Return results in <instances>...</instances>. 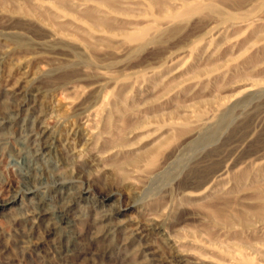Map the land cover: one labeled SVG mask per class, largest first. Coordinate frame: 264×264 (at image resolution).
<instances>
[{
    "label": "rangeland",
    "instance_id": "obj_1",
    "mask_svg": "<svg viewBox=\"0 0 264 264\" xmlns=\"http://www.w3.org/2000/svg\"><path fill=\"white\" fill-rule=\"evenodd\" d=\"M0 264H264V0H0Z\"/></svg>",
    "mask_w": 264,
    "mask_h": 264
},
{
    "label": "bare ground",
    "instance_id": "obj_2",
    "mask_svg": "<svg viewBox=\"0 0 264 264\" xmlns=\"http://www.w3.org/2000/svg\"><path fill=\"white\" fill-rule=\"evenodd\" d=\"M39 129H40V140L45 141V143H46V138L49 134V131L47 128L43 127L42 125L40 126Z\"/></svg>",
    "mask_w": 264,
    "mask_h": 264
}]
</instances>
